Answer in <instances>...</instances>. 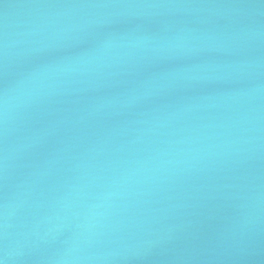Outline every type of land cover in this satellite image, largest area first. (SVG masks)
Segmentation results:
<instances>
[{
  "label": "water",
  "instance_id": "water-1",
  "mask_svg": "<svg viewBox=\"0 0 264 264\" xmlns=\"http://www.w3.org/2000/svg\"><path fill=\"white\" fill-rule=\"evenodd\" d=\"M0 264H264V0H0Z\"/></svg>",
  "mask_w": 264,
  "mask_h": 264
}]
</instances>
